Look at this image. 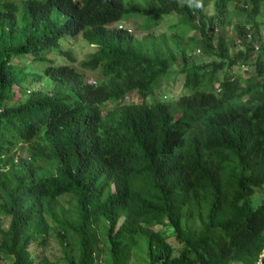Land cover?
Returning <instances> with one entry per match:
<instances>
[{
	"label": "trees",
	"instance_id": "obj_1",
	"mask_svg": "<svg viewBox=\"0 0 264 264\" xmlns=\"http://www.w3.org/2000/svg\"><path fill=\"white\" fill-rule=\"evenodd\" d=\"M260 1L21 0L19 17L15 1H0V255L9 264H54L43 252L51 227L75 238L67 264H99L102 240L108 264L133 253L143 255L136 264H264V58L251 59L245 28ZM209 4L222 13H206ZM169 13L179 17L168 33L152 31L156 18L138 20ZM117 22L150 30L135 36ZM219 23H231L241 49L229 53L215 37ZM77 34L94 49L76 68L59 39ZM194 41L212 58L190 61ZM50 47L67 62L51 63ZM236 63L247 74L230 72ZM82 70L101 77L88 82ZM174 73L187 91L172 112L146 97ZM66 193L73 203L59 201ZM154 225L171 228L176 253Z\"/></svg>",
	"mask_w": 264,
	"mask_h": 264
},
{
	"label": "rangeland",
	"instance_id": "obj_2",
	"mask_svg": "<svg viewBox=\"0 0 264 264\" xmlns=\"http://www.w3.org/2000/svg\"><path fill=\"white\" fill-rule=\"evenodd\" d=\"M3 1V0H0ZM17 3V10H16V17H19V15L22 12V4L21 0H13ZM78 1V0H76ZM229 8H232V4H228ZM259 8L260 11L258 14L254 17V22L252 24H247L245 25L246 28V33L247 37L246 40H250L251 44L253 45V52L251 55V59H253L256 54L259 55L261 58H264V0H261L259 3ZM211 10H215L216 13L221 14L222 9L219 7L213 8L210 4L206 6L205 12L209 13ZM178 14L176 13H169V14H159L155 16L147 15V16H141L138 20H144V19H150L152 21L154 18L158 19L157 23L155 26H153L151 29L154 33H159V32H165L168 33V25L170 23L176 22L178 18ZM63 19V17H60V21ZM133 21V19H129ZM126 22V21H125ZM233 20H231V23ZM230 24L228 25H223L222 23L217 24L216 30H215V37L217 34H221L222 38L227 45L228 52L231 53L237 49H241L242 45L239 43L237 36L235 34V29L234 27ZM131 27V32L135 34V36H140L143 32H146L149 29L145 30H138V29H133L135 27H132V24L129 22L127 23ZM181 31L184 32L180 27L177 28L176 33L181 34ZM187 34H193L195 37L197 36V32L194 30H190L186 32ZM59 44L62 45L63 48H69L72 52V55L74 57V61L71 62V65L76 67V61L84 58L86 54L94 49V45L86 42L84 39H82L78 34L69 37L67 39V36L61 37L59 39ZM195 41L191 43L190 45V50H189V60L194 61V62H203L211 59L207 54H204L201 50L198 49L197 45H195ZM256 44L257 48H254V45ZM47 56L49 57L51 63L57 64V63H65L67 62V59L63 56H59L55 49L53 47L48 48L47 50ZM15 62L19 63H25L26 59L24 56L20 55L15 57ZM28 68L31 69H38L39 64L36 62H32L29 65H27ZM177 65H174V69L176 68ZM250 66H246L241 63H236L233 66L230 67L229 71L230 72H236L240 74L241 76H244L247 74V71L249 70ZM224 69V68H222ZM221 70L216 71V75L220 76L222 73ZM85 73V78L86 80H93V79H99L101 77V74L98 72V70H82ZM215 84V83H214ZM49 83L46 81L42 80L40 82L34 83V87H42L45 86L47 87ZM187 88H185L182 84V76L180 73H174V75L169 74V75H164L161 77V81L159 84H155L154 88L152 90V93H150L146 99L149 101L152 97L159 98L160 100L166 102L168 104L169 109L173 112L175 108V99L176 97L183 93L186 92ZM133 97L127 96L124 101H131L133 100ZM109 106L111 105L108 104ZM252 197L255 200L256 204H259V194L257 192H254ZM66 205L67 200L70 201V203H73V198L71 197L70 194H62L59 196V201ZM8 217L5 215H0V225L1 226H6L7 224ZM154 228L159 230L169 241L170 243L174 244V250L173 252L176 253L177 250V241L172 235L171 228L167 225H154ZM55 228L51 227L50 228V235L47 237L45 246L43 247V252L44 254L54 261V264H67V262L63 259V256L66 255L69 258H75L77 249H76V241L73 235H65V238L62 240H59L58 237H56L55 233ZM61 241V243H60ZM106 249L107 245L106 243L102 240L101 241V249L99 251V256L97 258V261L99 264H108L107 259H106ZM143 255L141 253H133L129 260L128 264H136L140 259H142ZM0 264H9V259L1 256L0 255Z\"/></svg>",
	"mask_w": 264,
	"mask_h": 264
},
{
	"label": "built area",
	"instance_id": "obj_3",
	"mask_svg": "<svg viewBox=\"0 0 264 264\" xmlns=\"http://www.w3.org/2000/svg\"><path fill=\"white\" fill-rule=\"evenodd\" d=\"M117 28H126L127 31L131 32V27L129 25H126L123 22H117L115 25ZM254 48H257L256 44L254 45ZM88 82L91 80H87ZM93 81V80H92Z\"/></svg>",
	"mask_w": 264,
	"mask_h": 264
}]
</instances>
